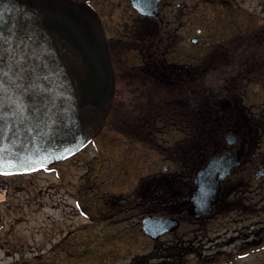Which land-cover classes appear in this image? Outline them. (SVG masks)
Returning a JSON list of instances; mask_svg holds the SVG:
<instances>
[{
	"label": "flooded vegetation",
	"instance_id": "af4514ba",
	"mask_svg": "<svg viewBox=\"0 0 264 264\" xmlns=\"http://www.w3.org/2000/svg\"><path fill=\"white\" fill-rule=\"evenodd\" d=\"M72 1L91 6L101 21L116 77L113 105L102 130L76 153L44 168L0 174V222L12 199L55 211L60 218L38 220L34 229L35 247L49 243L47 254L55 256L91 223L148 205L137 220L148 257L127 264H264V0ZM250 84L263 89L259 104L244 103ZM203 120L215 131L220 121L227 124L222 138L202 139ZM118 125L163 135L176 130L181 139L169 149L163 175L143 179L130 207L103 193L92 216L97 137ZM223 153L234 163L210 212L194 216L186 201L195 172ZM148 215L167 218L168 228L147 234L141 223Z\"/></svg>",
	"mask_w": 264,
	"mask_h": 264
},
{
	"label": "water",
	"instance_id": "95a60500",
	"mask_svg": "<svg viewBox=\"0 0 264 264\" xmlns=\"http://www.w3.org/2000/svg\"><path fill=\"white\" fill-rule=\"evenodd\" d=\"M115 79L106 34L91 6L0 0V174L47 167L86 146L104 126ZM232 163L223 153L196 170L186 201L191 214L210 212ZM167 220L148 215L141 226L158 236Z\"/></svg>",
	"mask_w": 264,
	"mask_h": 264
},
{
	"label": "rangeland",
	"instance_id": "374dc122",
	"mask_svg": "<svg viewBox=\"0 0 264 264\" xmlns=\"http://www.w3.org/2000/svg\"><path fill=\"white\" fill-rule=\"evenodd\" d=\"M245 91L248 95L245 104H259V94L261 97L263 91L260 84H250ZM123 128L121 125L107 127L97 137L99 161L92 174L97 175V182L96 187L89 189L88 200L92 216L102 203L100 195L103 193L123 197V207H130L128 203L143 179L157 180L158 176L163 175L162 167L169 164L166 160L169 149L172 150L174 142L181 139L180 132L176 130L163 135L139 128ZM91 150L88 149L87 155L93 154ZM34 208L35 203L17 206V201L12 199L3 209L0 264H127L138 263L141 258L145 261L148 257L150 250L147 241L137 226L139 214L147 212L148 205L121 213L119 217L108 218L106 222L91 223L85 233H75L68 238L67 243H62L60 247L65 246V250L62 249L55 256L47 254L49 243L44 244L42 250L35 247L40 240L34 234V229L36 221L47 217L57 219L60 216L52 210L38 211ZM23 234V239H19L18 236ZM24 247L34 248L24 250ZM6 253H11V257H7ZM36 253L42 256L34 257Z\"/></svg>",
	"mask_w": 264,
	"mask_h": 264
},
{
	"label": "trees",
	"instance_id": "16d2710c",
	"mask_svg": "<svg viewBox=\"0 0 264 264\" xmlns=\"http://www.w3.org/2000/svg\"><path fill=\"white\" fill-rule=\"evenodd\" d=\"M205 118L206 117H204V119ZM224 120H226V119H224ZM203 124H204L203 130L201 131L200 136L202 139H208V140H211L213 138L221 139L222 134L224 133V128L227 126V124H222L220 121V124H218V130L215 131L209 126V125H211V121L207 123L208 125H206L205 121L203 120Z\"/></svg>",
	"mask_w": 264,
	"mask_h": 264
}]
</instances>
